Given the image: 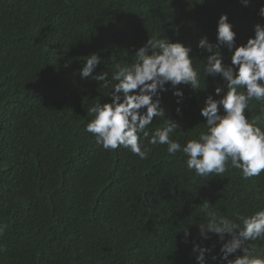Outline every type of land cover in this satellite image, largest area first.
Wrapping results in <instances>:
<instances>
[{"label": "trees", "instance_id": "trees-1", "mask_svg": "<svg viewBox=\"0 0 264 264\" xmlns=\"http://www.w3.org/2000/svg\"><path fill=\"white\" fill-rule=\"evenodd\" d=\"M261 5L264 0L248 6L241 0H0V224L7 225L0 264H196L194 243L215 245L213 254L220 248L214 234L201 238L198 225L264 210L257 199L264 173L245 180L229 166L223 175L200 177L182 153L169 156L166 145H148L145 160L122 147L105 151L85 129L93 118L88 109L110 102V89L79 75L86 56L98 53L103 61L95 72L110 77L117 64L135 62L148 38L191 46L200 88L180 86L181 115L171 90L162 96L166 115L180 126L172 139L183 145L207 131L200 108L223 84L219 76L205 83L207 53L198 41L215 42L217 20L227 14L237 45L245 43L254 25L264 23ZM221 51L229 64L230 52ZM261 103L250 102V119ZM164 123L154 118L147 131ZM249 243L264 256V241Z\"/></svg>", "mask_w": 264, "mask_h": 264}, {"label": "clouds", "instance_id": "clouds-1", "mask_svg": "<svg viewBox=\"0 0 264 264\" xmlns=\"http://www.w3.org/2000/svg\"><path fill=\"white\" fill-rule=\"evenodd\" d=\"M241 2L244 6L249 4V0ZM258 14L264 18V5ZM215 32V42L205 36L197 47L207 53L203 68L205 83L206 77L219 76L223 84L205 97L200 108L207 131H201L198 138L188 139L183 145L172 139L171 134L180 126L166 115L162 96L171 90L176 97V114L181 115L185 93L180 86H187L193 92L200 88V69L193 65L191 46L166 37L148 38L136 49L135 62L117 64L110 77L107 71L95 72L103 61L98 53L86 56L80 78L95 80L110 89V102H98L88 109V115L93 118L85 130L94 136L96 144L105 151L122 147L141 160L147 159L152 150L148 145H166L169 156L182 153L187 168L200 177L223 175L229 166L239 170L245 180L264 173V127H261L264 124V23L255 24L254 34L239 45L227 14L219 16ZM223 48L231 54L229 64L224 63ZM253 100L262 103L259 114L250 119L246 110ZM157 117L164 119V126L150 134L147 129ZM257 199L264 201V192ZM6 228L7 225L0 224V236ZM198 228L203 239L214 234L220 248L219 253L213 254L215 245L194 243L196 264H264V256L254 254L255 249L249 243L264 241V210L240 215L236 221L212 216ZM182 231L187 240L189 228Z\"/></svg>", "mask_w": 264, "mask_h": 264}]
</instances>
